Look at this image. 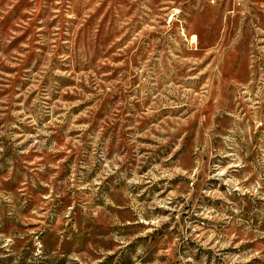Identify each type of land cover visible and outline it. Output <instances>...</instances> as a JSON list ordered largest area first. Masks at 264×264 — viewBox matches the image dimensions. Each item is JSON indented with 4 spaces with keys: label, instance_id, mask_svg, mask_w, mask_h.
I'll list each match as a JSON object with an SVG mask.
<instances>
[{
    "label": "rangeland",
    "instance_id": "374dc122",
    "mask_svg": "<svg viewBox=\"0 0 264 264\" xmlns=\"http://www.w3.org/2000/svg\"><path fill=\"white\" fill-rule=\"evenodd\" d=\"M0 264H264V0H0Z\"/></svg>",
    "mask_w": 264,
    "mask_h": 264
},
{
    "label": "built area",
    "instance_id": "2783aa9c",
    "mask_svg": "<svg viewBox=\"0 0 264 264\" xmlns=\"http://www.w3.org/2000/svg\"><path fill=\"white\" fill-rule=\"evenodd\" d=\"M180 14V10H176L175 12H173V16L179 15Z\"/></svg>",
    "mask_w": 264,
    "mask_h": 264
}]
</instances>
